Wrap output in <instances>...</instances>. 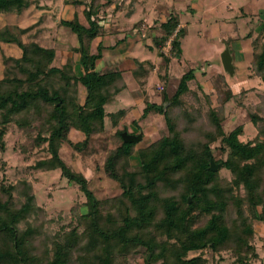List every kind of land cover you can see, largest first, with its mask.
<instances>
[{"label": "trees", "instance_id": "1", "mask_svg": "<svg viewBox=\"0 0 264 264\" xmlns=\"http://www.w3.org/2000/svg\"><path fill=\"white\" fill-rule=\"evenodd\" d=\"M88 1L85 9L88 27L78 15L72 20L58 21L59 26L69 28L78 37L73 52L80 55L84 72L81 77L69 75L57 66V50L40 43L39 30L32 32L36 26L0 29V47L7 45L21 50L19 56L3 51L0 57L3 67L0 150L6 151L5 136L12 121L24 130L36 129V136L27 134L36 147L47 145L50 158L39 161L35 168L59 170L86 198L83 205L86 211L75 215L81 226L58 235L53 247L40 255L34 249L38 229L27 222L36 210L31 184L23 182L21 194H28L27 202L19 208L14 204L17 187H6L0 182V264H122L135 255H141V264H219L203 256L207 250L214 254L228 250L237 257L238 264H248L249 255L257 257L251 245L253 222H264V128H258L257 141L244 143L239 138L243 128L226 134L223 116L212 110L209 116L216 132L206 133V142L199 140L195 145H186L171 110L184 105L183 98L190 92L189 83L195 77L193 70L182 76L173 96L165 92L161 104L146 102L141 119L152 113L163 116L168 135L138 150L139 143L127 144L122 138L123 133L138 135L127 127L118 129L114 141L111 139L115 147L108 152L104 169L117 184L119 194L98 198L89 178L74 171L62 158L65 143L81 154L90 155L93 141L108 140L106 119L118 126L126 114V110L107 112L106 107L127 86L119 69L97 70L103 47H98L97 54L91 50L101 31L98 15L102 5L101 0ZM31 4L32 0H0V15L21 16ZM179 26L178 16L162 23L163 36L155 40V48L174 37L172 55H181L185 33ZM161 56L165 64L157 71L160 75L164 73L162 80L165 79L166 86L171 60ZM253 66L264 81V43H253ZM155 69L150 61H136L134 76L142 88ZM232 96L229 89L228 99ZM251 119L257 126L262 120L253 114ZM72 131L81 133L83 140L71 141ZM219 138L220 151L226 154V159L215 162L233 176L226 184H222L219 171L210 170L212 145ZM136 151L139 166L133 167L131 157ZM240 188L246 191V197L234 195ZM231 205L235 207V217L229 213ZM24 222L28 227L22 231L19 226ZM191 253L198 255L190 257Z\"/></svg>", "mask_w": 264, "mask_h": 264}, {"label": "rangeland", "instance_id": "2", "mask_svg": "<svg viewBox=\"0 0 264 264\" xmlns=\"http://www.w3.org/2000/svg\"><path fill=\"white\" fill-rule=\"evenodd\" d=\"M73 1L75 0H32L29 9L21 16L0 15V29L6 26H36V29L32 32L40 30L37 33L39 34L40 43L44 47L57 50L58 63L63 65L62 67L70 73H80L76 67L78 59L71 51V48L79 42L77 35L64 26L54 27L55 20L59 18L72 19L81 12L80 6L74 4ZM84 1L85 3H81L83 6H87L90 2L88 0ZM167 1L173 4V0ZM249 1L205 0V6L207 4L211 5L212 2L216 8L209 9V7H206L204 13L201 2H195L193 5L195 8L191 7L192 9L179 8L175 4V12L179 15L185 27V29L180 28L185 33L181 55H172L174 37L169 38L165 45L160 46L158 49L155 48V42H153L150 48L156 49L157 54L151 52V50L148 52L143 51L145 47L142 48V45L137 44L135 46L132 54L134 57L143 60L150 59L158 66L165 64L161 55L170 58L172 63L167 78L165 77L168 80V85L165 86L163 82L165 79L162 80L164 73L160 75L159 70L155 69L150 74L146 88H143L144 94H141L142 91H138V95L136 94L137 101L135 103H133L132 92L124 91L113 104L106 107L108 113L126 109V114L120 120L118 126H113L110 118L106 119L109 141L107 140L104 143L93 141V152L90 155L79 153L67 143L62 146L61 150V156L65 162L74 171L81 172L89 178L90 187L98 198L106 199L119 194L117 184L107 176L104 169L106 156L115 147L113 141L118 129L122 130L127 127L131 133H138V135L143 133V140L138 144L136 150L151 145L163 136L168 135L163 116L152 113L146 119H141L146 108L143 99H145V103L148 101L151 104H161L163 94L166 92L168 95L173 96L180 79L190 70H193L195 77L189 83L190 92L183 98L184 105L171 110L172 116L178 122V130L185 139L186 145H195L196 141L199 140L206 142L205 134L216 132L209 116L212 110L223 116L222 126L226 134L242 127L243 134L239 137L242 142L247 143L258 140V128H264V81L259 77L253 66V43L254 41H258L259 44L264 43L263 32L260 30L261 34L257 35L259 30L254 32L249 27L251 24L247 20L235 21L237 14L241 12V6L243 5L242 9L244 11ZM113 2L111 0L110 4ZM258 2V12L264 15V0H258ZM110 8L108 7V12H111ZM118 8H120L119 5ZM117 13V11L113 13L114 17ZM99 17L101 21L105 17L107 21H110V14L106 12L99 15ZM202 17L205 18L202 19ZM82 20L87 23L84 17H82ZM249 21L254 22L251 18H249ZM253 26L264 28V24L261 23H254ZM157 31L159 32L153 33L155 38L161 39L163 33L161 30ZM103 32L100 31L101 34ZM156 34H158V37ZM249 34L250 37H247ZM127 35L135 37L134 32L125 34V36ZM226 49H230V54L233 57L235 70L233 75L225 71L222 63L221 56ZM3 51L13 56L21 54L18 47L2 45L0 47V57ZM68 60L71 63L75 60V65L65 64ZM1 63L0 60V80L3 70ZM68 65L71 67L69 68ZM131 83L134 84L132 81ZM136 88L139 89L135 86ZM229 89L232 91L233 96L228 99ZM82 94L83 89L80 91V96ZM252 114L262 118L259 126L252 122ZM135 121L137 124H134ZM28 131L26 128L25 130L22 129L15 121L8 125L5 136L6 151L2 152L0 150V182L6 187H17V192L14 193V204L19 208L27 202L28 194H23V196L21 194L23 182L31 184V191L35 195L36 210L27 219V222L34 226L33 228L38 229V234L34 240V249L36 253L42 255L46 249L53 247V241H57L56 237L58 235L69 233L77 225L79 227L80 223L76 220L75 215L78 212L86 211L85 206H83L86 198L80 192L78 186L70 184L66 178H63L59 170L44 171L35 168L39 161L49 159L50 154L46 151L47 145L35 146L31 136L37 135L36 129ZM27 133H30L31 136ZM83 138V135L76 131H72L70 134L71 141L75 143L82 141ZM218 140L212 145L214 162L215 159H226V154L220 151L221 139ZM131 164L133 167L139 166L137 151L131 157ZM218 171L222 184L231 182L233 176L230 171L222 168V165ZM234 195L244 198L246 197V191L240 188L235 190ZM244 210L248 216L247 206L244 207ZM229 213L231 216H236L234 206H230ZM83 226L80 231L83 230ZM253 226L254 237L251 240V245L255 248L257 257L249 255L247 263L264 264V222L254 221ZM19 227L23 231L28 226L24 222L20 223ZM197 255L191 253L189 256L194 257ZM203 256L211 263L238 264L237 257L228 250L221 251L218 254L207 250L203 252ZM140 257L141 255L130 256L126 261H122V264H141L139 262Z\"/></svg>", "mask_w": 264, "mask_h": 264}, {"label": "crops", "instance_id": "3", "mask_svg": "<svg viewBox=\"0 0 264 264\" xmlns=\"http://www.w3.org/2000/svg\"><path fill=\"white\" fill-rule=\"evenodd\" d=\"M113 3H109L106 0H101V5H102V10L101 14L108 13L110 14V21L105 19L100 18L99 25L101 27V31H104L102 34L97 37L95 40L91 53L92 54H97L98 52V47L101 46L103 47V57L98 61L97 63V70H104L106 68H117L121 71L123 80L127 86L126 90L124 91H131L132 96L134 98L133 103L137 101L138 91H142L143 93V88L139 84V82L136 80L134 76V70L136 68V61H142V62H149L151 61L150 59H141V58H136L132 54L134 53L135 46L137 44L142 45L143 51H149L156 53V49H151L150 46L155 42L156 38L153 33L159 32L157 30H160V27L162 23H165L171 16H178L179 15L175 12V4L181 8L185 7L186 9L195 8L193 5L195 2H201L203 5V13L205 8L209 7V9H215L216 7L213 6L212 2L211 5L207 4L205 0H173V4H171L167 0H113ZM82 4L85 3L84 0H81ZM108 2V3H107ZM120 2V3H119ZM163 3V4H162ZM82 4H79V8H81V12L78 13V17L80 19V22L85 25L89 26L88 21L85 17V9L86 5L83 6ZM118 5L120 8H118ZM113 6V7H112ZM217 6V5H216ZM108 7L110 8L111 12H108ZM214 7V8H213ZM191 8V9H192ZM243 5L241 6L240 10L241 12L237 14L235 21H240V20H247L250 22L252 30L254 32H259L257 35L261 32H263V28L260 27H255L253 26L254 23H261L264 24V15H261L258 10H259V2L258 0H250L248 5H246V9L243 11ZM118 12L116 17H114L113 13ZM243 11V12H242ZM153 12V13H152ZM152 13V14H150ZM98 15V16H99ZM75 17V16H74ZM73 17V18H74ZM82 17L86 19L85 23L82 20ZM153 17V18H151ZM72 18V19H73ZM104 18V17H103ZM205 17H202V19ZM249 18H251L252 21H249ZM72 19H66V20H72ZM60 20L57 19L55 20L54 27H58V21ZM104 20V21H103ZM180 20V17H179ZM253 23V24H252ZM56 24V25H55ZM249 24V23H248ZM41 27V26H40ZM39 27V29H40ZM159 28V29H157ZM185 29L183 26L181 20H180V26L179 29ZM108 29V30H107ZM107 30V31H106ZM155 31V32H154ZM40 32V30H39ZM130 32L135 33V37H131L129 35L125 36V34H128ZM261 34V33H260ZM158 37V34H156ZM126 37H129L128 39ZM127 39V40H126ZM73 46L71 48V51L73 52V48L77 47ZM230 52V49H229ZM74 53V52H73ZM74 55L77 57V69H79L80 73H70L67 70H65L63 65H60L57 60V66L63 70L65 73L69 75H73L76 77H81L83 76L84 72L83 69L80 65V55L77 53H74ZM231 55V54H230ZM58 56V52H57ZM232 57V56H231ZM233 59V57H232ZM70 60H68L67 63L65 64H70V65H75V60L73 62L69 63ZM152 62V61H151ZM153 65L155 66L156 69L159 68V66L152 62ZM172 63V62H171ZM170 63V65H171ZM163 64V63H162ZM70 65L69 68L71 67ZM73 67V66H72ZM75 69V67H74ZM76 71V69H75ZM235 72V70H234ZM150 77H148L149 79ZM147 79V81H148ZM134 82V84L131 83ZM135 86L139 87L135 89ZM134 90H133V89ZM146 88V87H144ZM123 91V92H124ZM122 92V93H123ZM122 93H120L118 96H120ZM84 94V91H83ZM137 94V95H136ZM117 96V97H118ZM140 96V95H139ZM117 99V98H116ZM144 104L145 99H143ZM115 102V101H114ZM113 102V103H114ZM126 110V109H123Z\"/></svg>", "mask_w": 264, "mask_h": 264}, {"label": "water", "instance_id": "4", "mask_svg": "<svg viewBox=\"0 0 264 264\" xmlns=\"http://www.w3.org/2000/svg\"><path fill=\"white\" fill-rule=\"evenodd\" d=\"M221 57H222V63H223L225 71L228 72L230 75H233L234 74L233 59L230 55L229 49H226L222 53ZM122 138L124 142L127 144H138L143 140V133H140L139 135H131V134L123 133ZM220 167H221V164H216L212 156L210 170L216 172L219 170Z\"/></svg>", "mask_w": 264, "mask_h": 264}]
</instances>
